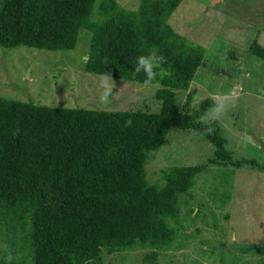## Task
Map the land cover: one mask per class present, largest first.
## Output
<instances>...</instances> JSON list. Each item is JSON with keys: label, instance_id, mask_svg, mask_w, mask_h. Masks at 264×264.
<instances>
[{"label": "trees", "instance_id": "trees-1", "mask_svg": "<svg viewBox=\"0 0 264 264\" xmlns=\"http://www.w3.org/2000/svg\"><path fill=\"white\" fill-rule=\"evenodd\" d=\"M181 2L138 0L131 9L116 0H0L1 48L69 51L85 32L84 72L142 85L145 76L134 71L135 59L155 50L162 58L156 71L164 73L152 83L160 87L152 98L156 112L147 106L106 111L0 97V206L11 203L14 215L27 211L29 230L25 247L12 252L25 253L17 264H106L105 255L123 261L120 253L135 249L147 251L143 263L157 264L184 238L179 217L182 208V215L194 212L187 197L199 175L211 166L223 168L222 180L230 170L264 172V162L233 158L218 121L201 122L212 98L191 106V82L205 49L168 24ZM250 51L264 61V47L254 42ZM177 91L187 92L181 107ZM171 131L201 135L213 154L201 165L163 168L152 183L146 165ZM5 222L16 230L9 218ZM3 231L8 235L4 224ZM183 247L178 243L175 249ZM218 261L224 263L222 255Z\"/></svg>", "mask_w": 264, "mask_h": 264}, {"label": "rangeland", "instance_id": "rangeland-1", "mask_svg": "<svg viewBox=\"0 0 264 264\" xmlns=\"http://www.w3.org/2000/svg\"><path fill=\"white\" fill-rule=\"evenodd\" d=\"M212 1L182 0L168 20L177 34L205 49L203 65L191 82L195 91L191 106L206 98L215 100L227 95L228 110L216 121L224 130L228 151L235 159L263 163L264 61L255 57L250 47L254 42L264 47V0H223L214 5ZM116 2L133 9L138 0ZM85 36L81 32L77 46L69 51L0 47V97L106 111L144 110L147 106L156 112L158 106L152 98L160 88L158 84L145 87L110 78L106 88L105 77L84 72L89 48ZM186 95L176 92L179 107ZM212 154V146L201 135L171 131L166 143L151 154L147 178L155 183L161 169L201 165ZM221 169L211 166L196 178L191 197H187L188 208L194 212L182 215V208L179 217L184 238L178 237L172 249L158 257L157 264H220L221 255L222 264H264V172L228 169V178L222 180ZM13 210L11 203L0 206L2 263L6 262L5 247L12 254L16 247H25L23 240L29 235L24 228L27 211L14 215ZM7 218L15 223V231L5 227ZM2 223L8 235L2 232ZM178 243L184 247L175 249ZM146 252L135 249L120 253L124 254L123 261L117 254L105 255L104 260L106 264H147L142 262ZM24 254L20 251L13 255L11 264L23 260Z\"/></svg>", "mask_w": 264, "mask_h": 264}, {"label": "clouds", "instance_id": "clouds-1", "mask_svg": "<svg viewBox=\"0 0 264 264\" xmlns=\"http://www.w3.org/2000/svg\"><path fill=\"white\" fill-rule=\"evenodd\" d=\"M162 62V58H157L156 51L153 50L150 55H139L135 59L134 71L136 73L143 72L145 79L143 84L145 87L150 86L153 81L156 80L158 75H163V70L159 73L156 71L157 68L160 67V63ZM109 77L104 78V85L107 88L109 83ZM110 90V89H109ZM229 97L227 95L216 98L213 104L205 111V113L200 117L201 122H207L210 120H219L228 110ZM4 251L7 253L4 256L6 264H11L13 260V255L10 252H7V248L5 247Z\"/></svg>", "mask_w": 264, "mask_h": 264}, {"label": "water", "instance_id": "water-1", "mask_svg": "<svg viewBox=\"0 0 264 264\" xmlns=\"http://www.w3.org/2000/svg\"><path fill=\"white\" fill-rule=\"evenodd\" d=\"M221 1H223V0H213L212 1V5H214V4L218 3V2H221Z\"/></svg>", "mask_w": 264, "mask_h": 264}]
</instances>
